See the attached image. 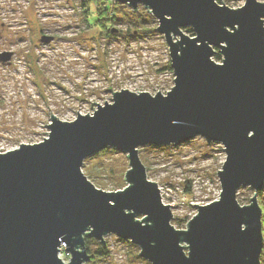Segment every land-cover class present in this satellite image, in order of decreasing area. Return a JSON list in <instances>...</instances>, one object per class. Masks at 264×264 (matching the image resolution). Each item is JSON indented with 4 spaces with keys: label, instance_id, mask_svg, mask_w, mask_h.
Wrapping results in <instances>:
<instances>
[{
    "label": "water",
    "instance_id": "1",
    "mask_svg": "<svg viewBox=\"0 0 264 264\" xmlns=\"http://www.w3.org/2000/svg\"><path fill=\"white\" fill-rule=\"evenodd\" d=\"M112 1L135 11L145 6L159 20L175 85L155 95L110 86L113 102H94V114L78 111L72 122L49 109L48 138L0 152V264H87L92 255L85 239L106 247L111 233L136 244L152 264H261L264 3L245 0L231 8L217 0ZM189 27L194 36L185 31ZM216 49L222 62L213 59ZM198 136L225 148L218 171L222 192L207 205H193L197 215L178 229L139 147L181 145ZM107 148L130 162L128 185L118 191L96 187L83 173L85 159ZM241 187L255 191L249 205L238 202ZM63 247L71 255L67 263Z\"/></svg>",
    "mask_w": 264,
    "mask_h": 264
},
{
    "label": "rangeland",
    "instance_id": "2",
    "mask_svg": "<svg viewBox=\"0 0 264 264\" xmlns=\"http://www.w3.org/2000/svg\"><path fill=\"white\" fill-rule=\"evenodd\" d=\"M114 2L119 4L114 21L101 29L94 22L101 0L96 5L94 0H0V54L10 53L0 59V152L48 138L49 109L59 120L72 122L78 111L94 114V102H113V91L167 94L175 85L169 46L156 28L159 20L145 6L135 11ZM244 2L224 4L239 8ZM139 151L148 178L159 184L163 202L171 204L172 225L178 229H186L197 215L193 205L220 197L218 171L227 160L221 143L198 136L181 145L140 146ZM83 164L96 187L108 192L128 185L130 162L119 150L107 148ZM254 192L241 187L238 202L249 205ZM259 198L264 204V192ZM105 240L106 247L96 239L89 243L91 253L103 254L87 264H152L133 242L114 233ZM60 253L67 263L70 253L65 247Z\"/></svg>",
    "mask_w": 264,
    "mask_h": 264
},
{
    "label": "trees",
    "instance_id": "3",
    "mask_svg": "<svg viewBox=\"0 0 264 264\" xmlns=\"http://www.w3.org/2000/svg\"><path fill=\"white\" fill-rule=\"evenodd\" d=\"M219 4L221 3H226V0H217ZM115 5H119L118 3L112 2V0H101V4H99L98 6H96V16H95V25L99 26L101 29L105 28L107 26L108 23H110L111 21H114V15H115ZM135 13V12H134ZM188 34L194 36L195 32L192 28H187L185 30ZM107 32L111 33V30H107ZM216 60L218 61H222V57H221V53L220 51H218V53L215 55L214 57ZM105 151V150H104ZM101 151V152H104ZM264 192V188L261 190V192L259 193L258 196V201H260V205L263 209V218H262V223H263V233H264V204L263 201H261V195ZM86 241V247H87V251L91 253V251H89V243L92 241H95V239L93 237H88L85 239ZM103 249V247H102ZM103 254V250H101L100 254H94L91 253L92 257L97 261L100 257V255ZM262 257H261V264H264V249L262 252ZM92 260L93 263H97L95 260Z\"/></svg>",
    "mask_w": 264,
    "mask_h": 264
},
{
    "label": "built area",
    "instance_id": "4",
    "mask_svg": "<svg viewBox=\"0 0 264 264\" xmlns=\"http://www.w3.org/2000/svg\"><path fill=\"white\" fill-rule=\"evenodd\" d=\"M61 254H62V253H60V257H61Z\"/></svg>",
    "mask_w": 264,
    "mask_h": 264
}]
</instances>
